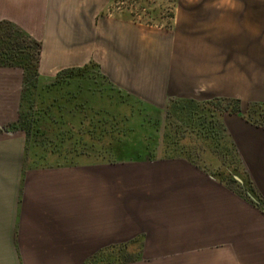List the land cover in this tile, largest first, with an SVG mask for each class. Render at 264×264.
<instances>
[{"label": "crops", "instance_id": "1", "mask_svg": "<svg viewBox=\"0 0 264 264\" xmlns=\"http://www.w3.org/2000/svg\"><path fill=\"white\" fill-rule=\"evenodd\" d=\"M114 1L0 0V24L41 44L45 76L94 62L116 85L162 110L168 103L158 106L151 95L160 84L171 100H239V110L222 118L243 166L244 177H233L250 184L255 200L222 180L208 151L199 160L158 155L29 166L25 133L3 129L18 117L23 70L0 66V264H119V251L132 259L120 264H264V207L257 205L264 201V125L246 117L249 105L264 106L263 36L244 50L239 68L218 69L222 78L210 75L213 62L202 79L188 80L175 61L134 71L141 33L127 17L103 13ZM103 36L114 43L108 53ZM6 70L19 71L17 80ZM134 74L145 79L129 80Z\"/></svg>", "mask_w": 264, "mask_h": 264}, {"label": "trees", "instance_id": "2", "mask_svg": "<svg viewBox=\"0 0 264 264\" xmlns=\"http://www.w3.org/2000/svg\"><path fill=\"white\" fill-rule=\"evenodd\" d=\"M40 57L39 42L0 24V66L23 70L19 114L4 129L25 133L23 154L29 166L72 165L77 156L98 152L112 161H126L154 158L160 152L192 158L208 151L219 160L216 171L222 180L243 186L233 177L244 175L236 144L223 123L226 110L209 105L213 99L173 100L162 110L116 85L94 62L50 77L41 74ZM246 114L264 125V106L249 105ZM186 137L196 138L199 145L190 150L181 146ZM258 201L264 207V201ZM127 256L119 251L117 262H130Z\"/></svg>", "mask_w": 264, "mask_h": 264}, {"label": "rangeland", "instance_id": "3", "mask_svg": "<svg viewBox=\"0 0 264 264\" xmlns=\"http://www.w3.org/2000/svg\"><path fill=\"white\" fill-rule=\"evenodd\" d=\"M103 13L110 18L123 15L131 22L136 33L140 31L141 35H137L136 39L137 42L140 39L139 43L143 45L134 48L131 59L134 71L147 70L143 68L147 63L172 67L175 61V70L181 72L185 78L191 79L192 76L202 79L206 76L208 65L213 62L214 69L210 71V75L214 73L215 77L222 78L224 74L218 69L221 70L225 63L239 68L245 60L244 50L257 45V36L264 38V0H115L106 6ZM113 44L105 41L103 51L108 53L114 47ZM190 62L194 63L192 75ZM4 72L6 75L11 74L14 80L19 76L17 70ZM137 76L134 74L128 79H145ZM173 79L176 80L175 77ZM161 81L158 80L157 83ZM17 84H14V88H18ZM160 87L151 95L154 96L155 104L163 107L173 100L166 96L164 86L160 84ZM236 101L228 97H215L209 105L215 103L226 110L224 113H236ZM128 110L129 108L125 109ZM179 144L189 150L199 145L194 137H186ZM198 154L194 158L201 157ZM203 154L204 152L201 153ZM104 159L112 161L113 158L104 157L98 152L82 154L75 161L82 163ZM231 185L242 194L249 193L248 195L254 196L249 183H243L241 188L236 183L231 182Z\"/></svg>", "mask_w": 264, "mask_h": 264}, {"label": "water", "instance_id": "4", "mask_svg": "<svg viewBox=\"0 0 264 264\" xmlns=\"http://www.w3.org/2000/svg\"><path fill=\"white\" fill-rule=\"evenodd\" d=\"M3 129H4V127H3ZM4 130H5V129H4ZM235 178H236L237 180H239L240 182H242V180H241L240 177L236 176ZM250 197H251L253 200H255L254 196L250 195Z\"/></svg>", "mask_w": 264, "mask_h": 264}, {"label": "flooded vegetation", "instance_id": "5", "mask_svg": "<svg viewBox=\"0 0 264 264\" xmlns=\"http://www.w3.org/2000/svg\"><path fill=\"white\" fill-rule=\"evenodd\" d=\"M6 125V124H5Z\"/></svg>", "mask_w": 264, "mask_h": 264}]
</instances>
